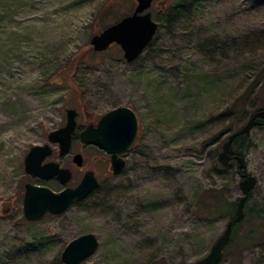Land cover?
Listing matches in <instances>:
<instances>
[{"label": "rangeland", "instance_id": "374dc122", "mask_svg": "<svg viewBox=\"0 0 264 264\" xmlns=\"http://www.w3.org/2000/svg\"><path fill=\"white\" fill-rule=\"evenodd\" d=\"M188 3L176 22L154 6L159 27L129 62L118 43L96 51L90 39L132 12L133 0H0V264H69L63 249L88 231L100 243L78 264H192L209 252L231 215L205 216L196 197L222 184L228 199L242 194L238 161L221 168L216 159L225 137L264 106L260 81L244 115L229 110L264 65V0ZM119 104L143 122L119 174L79 138L63 155L48 139L68 107L98 117ZM45 142L54 151L44 161L72 169L66 183L25 170L29 149ZM77 151L83 170L72 159ZM245 161L258 178L246 210L260 238L242 250L233 243L222 264H264V126L252 128ZM87 168L100 180L88 196L61 213L24 216L26 182L60 190Z\"/></svg>", "mask_w": 264, "mask_h": 264}, {"label": "water", "instance_id": "95a60500", "mask_svg": "<svg viewBox=\"0 0 264 264\" xmlns=\"http://www.w3.org/2000/svg\"><path fill=\"white\" fill-rule=\"evenodd\" d=\"M135 9L120 19L108 24L91 36L90 42L96 51L107 49L112 43H118L123 50V57L131 62L135 60L153 39L159 24L149 9L153 0H137ZM66 124L52 129L48 133L51 142H58L60 154L71 149L72 132L76 126V110L68 107ZM264 119V107L255 110L249 119L239 128L228 134L219 152V161L226 165L233 158L238 161L239 181L242 194L238 197L235 215L228 219L222 233L214 240L209 252L197 260V264H222L224 251L231 239L233 227L246 216L245 206L251 191L258 183L255 174L246 169L245 157L232 154L231 146L234 139L241 134H250L252 128ZM140 128L136 110L126 104L115 106L101 115L98 124L89 125L81 131L80 139L84 143L95 144L111 153L112 170L119 174L125 167V159L119 154L126 151L134 143ZM52 152L50 143L34 144L24 159L25 170L42 178L58 176L66 183L72 176L67 167L56 161L43 160ZM74 160L82 162V154L77 153ZM100 184L94 170H87L78 184L66 186L56 191L53 188L33 182H27L23 195L24 216L28 220L41 218L48 212L61 213L72 203L88 196ZM99 237L92 231L84 232L71 239L62 251V258L69 264H78L91 255L99 246Z\"/></svg>", "mask_w": 264, "mask_h": 264}, {"label": "trees", "instance_id": "16d2710c", "mask_svg": "<svg viewBox=\"0 0 264 264\" xmlns=\"http://www.w3.org/2000/svg\"><path fill=\"white\" fill-rule=\"evenodd\" d=\"M173 2H174V5L170 8V11L167 17H169V19L172 20V22H176L178 18H180L182 11L188 10L191 4L188 3V0H173ZM260 81H264V65H263L262 70L258 73L256 80L251 82V84L247 86V88L244 89V91L240 92L235 97L234 101L231 103L229 110L232 114L239 116V115H244V113L247 112V107H246L247 100L249 96L255 92L256 88L258 87V83ZM261 120H262V123L256 126H264V119H261ZM240 127L241 126H238L236 129H239ZM225 130L226 129H224V131ZM249 135L250 134L244 133V134L238 135L234 139L232 146H231L232 154H241L245 157V145H246V141L249 138ZM227 136L225 137L224 141L227 139ZM223 143H222V147H223ZM232 160H235V159L233 158ZM232 160H230L229 163H231ZM229 163L226 165H223L219 161L218 157L216 159V166L221 167V168L227 167ZM238 172L240 173L239 170ZM225 190H226V187L225 185L222 184L220 186L208 187L204 189L203 192L198 193L196 198H197V206H198L199 211H201V213H203L205 216H208V217H215V216H219L223 214L231 215L230 218L233 217L235 215L236 202L238 198L236 200L228 199L226 197ZM246 206H245V210H246ZM253 217L254 215L250 214L249 211L246 210V216L244 217V219L234 225L231 239L229 243L227 244L225 251H224L223 259L228 254L227 249L231 245H233V243L237 242L241 248L240 250H242L243 248L249 246L250 244H254L256 241L259 240L260 231H258L257 228L253 226L254 225ZM259 217H261V220L259 222L261 226L264 227V213H261ZM192 264H197V262H194Z\"/></svg>", "mask_w": 264, "mask_h": 264}, {"label": "flooded vegetation", "instance_id": "af4514ba", "mask_svg": "<svg viewBox=\"0 0 264 264\" xmlns=\"http://www.w3.org/2000/svg\"><path fill=\"white\" fill-rule=\"evenodd\" d=\"M134 1V3H135V6H134V8H133V10L135 9V7H136V5H137V3H138V1L137 0H133ZM157 1V2H156ZM159 1L160 2H163L162 4H159ZM172 0H153L152 1V4H151V6H150V10L152 11V9H154L155 7L154 6H157V8L159 9V10H170V8L168 7L169 5H171V2ZM158 3V4H157ZM132 10V11H133ZM131 13V12H130ZM129 14V13H128ZM152 14H153V12H152ZM126 15V14H125ZM153 18L158 22V20H157V18H156V15L154 16V14H153ZM158 24H159V22H158ZM116 42H114V43H112L109 47H111L112 45H114ZM108 47V48H109ZM106 50V49H105ZM119 105H121V104H119ZM126 105H130V104H126ZM116 106H118V105H116ZM130 106H132V105H130ZM115 107V106H114ZM133 107V106H132ZM72 108H74L75 110H76V116H75V118H76V126H75V129H74V131L72 132V144H73V141L75 140V139H77V138H81L80 137V135H81V131L83 130V129H85L87 126H89V125H97L98 124V121H99V118L101 117V115L103 114V113H105L106 111H108V110H106L105 112H103L100 116H98V117H95L94 116V114L93 113H89L87 110H85V112H86V114H88V116L86 117V116H83L82 115V110L81 109H79V108H77V107H72ZM113 108V107H112ZM134 108V107H133ZM111 109V108H110ZM135 109V108H134ZM136 110V109H135ZM136 112H137V114H138V117H139V121H140V128H139V132H138V135H137V137H136V139H135V141H134V143L132 144V146L130 147V148H128L126 151H124L123 153H121V154H119V156H122L124 159H125V162H126V164H125V167H126V165H127V162H128V157H129V155H130V153H131V151L134 149V147L137 145V143H138V140H139V138H140V136H141V131H142V126H143V122H142V119H141V117H140V115H139V113H138V111L136 110ZM66 121H67V111H66ZM65 124H66V122H65ZM64 124V125H65ZM61 126H63V125H61ZM49 139V138H48ZM80 141H81V139H80ZM51 142V141H50ZM82 142V141H81ZM45 143H48V142H45ZM45 143H42V144H45ZM53 143H58V142H53ZM82 143H84V142H82ZM72 144H71V149H72ZM86 144H91V145H93L96 149H98V150H100V151H102L103 153V156L105 157V158H109V160H110V166H111V169H112V163H111V156H112V154L111 153H109V152H107L105 149H103V148H101V147H99V146H97V145H95V144H92V143H84V145H86ZM51 145V144H50ZM51 147H52V152L54 151L53 150V146L51 145ZM58 150H59V154H60V146H59V143H58ZM71 149H70V151H71ZM69 151V152H70ZM52 152H51V154H52ZM68 152V153H69ZM77 153H81L82 154V162L81 163H78V162H76L75 160H74V156L77 154ZM50 155V154H49ZM60 155H63V154H60ZM72 159H73V162H74V165H76L77 167H78V169H80V170H83V168H84V161H85V156L83 155V153L82 152H80V151H77V152H75V153H73V156H72ZM45 160V159H44ZM43 160V162H47V161H44ZM48 161H56V160H48ZM56 162H58V161H56ZM59 163V162H58ZM60 164V163H59ZM60 166H62V167H67V168H69L70 170H71V172H72V176H73V171H72V169L70 168V167H68V166H63V165H61L60 164ZM125 167H124V169H125ZM123 169V170H124ZM87 170H94V169H92V168H87V169H85L84 170V173L87 171ZM94 172H95V170H94ZM112 172H113V170H112ZM95 174H96V172H95ZM32 175V174H31ZM84 175V174H83ZM97 175V174H96ZM34 176V175H33ZM35 176H37V175H35ZM71 176V177H72ZM40 177V176H39ZM56 177L58 178V179H60L57 175H56ZM83 177V176H82ZM98 177V176H97ZM40 178H42V177H40ZM61 180V179H60ZM81 180V179H80ZM29 182V181H28ZM27 183V182H26ZM26 183H25V185H26ZM34 183V182H33ZM79 183V182H78ZM77 183V184H78ZM37 184H42V183H37ZM45 185V184H44ZM76 185V184H75ZM75 185H67V186H75ZM66 187V186H65ZM65 187H63V188H65ZM62 188V189H63ZM55 190V189H54ZM61 190V189H60ZM56 191H59V190H56ZM25 192V191H24Z\"/></svg>", "mask_w": 264, "mask_h": 264}]
</instances>
